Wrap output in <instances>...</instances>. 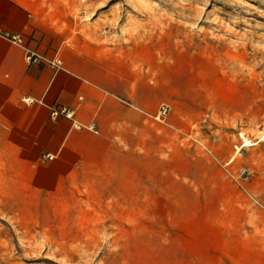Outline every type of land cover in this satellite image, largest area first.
Returning a JSON list of instances; mask_svg holds the SVG:
<instances>
[{"label": "rangeland", "instance_id": "374dc122", "mask_svg": "<svg viewBox=\"0 0 264 264\" xmlns=\"http://www.w3.org/2000/svg\"><path fill=\"white\" fill-rule=\"evenodd\" d=\"M38 1L130 61L168 141L135 178L21 194L41 208L0 210V261L264 264V0Z\"/></svg>", "mask_w": 264, "mask_h": 264}, {"label": "crops", "instance_id": "0c3cea01", "mask_svg": "<svg viewBox=\"0 0 264 264\" xmlns=\"http://www.w3.org/2000/svg\"><path fill=\"white\" fill-rule=\"evenodd\" d=\"M0 32V189L14 195L0 210L41 208L21 194L135 178L138 146L168 141L151 118L150 88L138 94L136 70L99 28L72 29L38 0H0Z\"/></svg>", "mask_w": 264, "mask_h": 264}, {"label": "built area", "instance_id": "2783aa9c", "mask_svg": "<svg viewBox=\"0 0 264 264\" xmlns=\"http://www.w3.org/2000/svg\"><path fill=\"white\" fill-rule=\"evenodd\" d=\"M0 34H2V33L0 32ZM3 35L8 37L10 40L18 42V43H20L22 41L19 34L8 35V36L6 34H3ZM52 113H55V112H52ZM159 113L162 115H164V113H167V107L166 106L160 107ZM48 157H50V156L48 155Z\"/></svg>", "mask_w": 264, "mask_h": 264}, {"label": "bare ground", "instance_id": "6f19581e", "mask_svg": "<svg viewBox=\"0 0 264 264\" xmlns=\"http://www.w3.org/2000/svg\"><path fill=\"white\" fill-rule=\"evenodd\" d=\"M165 114V113H164ZM263 118H264V113H263ZM263 136L261 135L259 138H258V140L259 139H261ZM257 142V140H254V141H250V140H248V139H246V138H243V140H242V144L241 145H250V144H254V143H256Z\"/></svg>", "mask_w": 264, "mask_h": 264}]
</instances>
